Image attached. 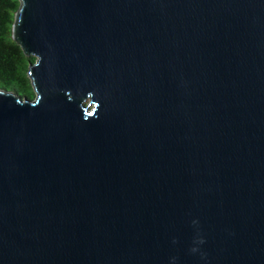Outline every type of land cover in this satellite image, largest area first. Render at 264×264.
<instances>
[{
  "label": "water",
  "instance_id": "water-1",
  "mask_svg": "<svg viewBox=\"0 0 264 264\" xmlns=\"http://www.w3.org/2000/svg\"><path fill=\"white\" fill-rule=\"evenodd\" d=\"M19 1L0 264H264V0Z\"/></svg>",
  "mask_w": 264,
  "mask_h": 264
},
{
  "label": "trees",
  "instance_id": "trees-1",
  "mask_svg": "<svg viewBox=\"0 0 264 264\" xmlns=\"http://www.w3.org/2000/svg\"><path fill=\"white\" fill-rule=\"evenodd\" d=\"M19 0H0V89L23 98L35 96L29 66L35 56H28L13 37Z\"/></svg>",
  "mask_w": 264,
  "mask_h": 264
},
{
  "label": "rangeland",
  "instance_id": "rangeland-1",
  "mask_svg": "<svg viewBox=\"0 0 264 264\" xmlns=\"http://www.w3.org/2000/svg\"><path fill=\"white\" fill-rule=\"evenodd\" d=\"M35 96H36V93H35ZM35 96H34V97H32V98H35Z\"/></svg>",
  "mask_w": 264,
  "mask_h": 264
}]
</instances>
